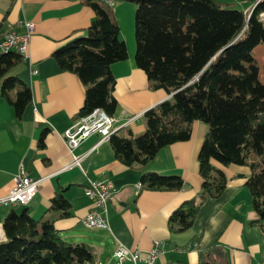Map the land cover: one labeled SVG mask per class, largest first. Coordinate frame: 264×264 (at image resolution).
<instances>
[{"label": "trees", "instance_id": "1", "mask_svg": "<svg viewBox=\"0 0 264 264\" xmlns=\"http://www.w3.org/2000/svg\"><path fill=\"white\" fill-rule=\"evenodd\" d=\"M135 4V63L153 88L171 93L143 113L144 130L107 138L117 160L142 165L157 151L191 137L192 123L207 126L197 154L200 189L197 197L182 200L169 214L167 226L179 232L192 226L201 203L218 197L227 182L229 163L246 164V186L257 221L264 218V83L258 79L253 47L264 44V0L250 13L217 0H125ZM94 12L84 35L71 37L51 52L58 66L78 76L84 100L78 115L95 107L113 115L111 64L127 58L125 42L107 0H83ZM24 57L0 51V93L20 117L31 89L18 75ZM14 90V91H13ZM44 133L39 138L43 144ZM178 174L142 172V188L179 190ZM55 217L35 218L27 208L9 209L2 220L0 264H84L94 260L92 248L65 240L55 219L71 216L61 191L50 198ZM229 264L222 246L202 251L197 264Z\"/></svg>", "mask_w": 264, "mask_h": 264}, {"label": "crops", "instance_id": "2", "mask_svg": "<svg viewBox=\"0 0 264 264\" xmlns=\"http://www.w3.org/2000/svg\"><path fill=\"white\" fill-rule=\"evenodd\" d=\"M247 12L255 0H217ZM119 35L127 47V58L111 64L113 95L117 101V123L128 115L139 116L116 132L144 130L143 113L171 93L153 88L145 72L135 63V4L110 0ZM94 17L83 0H0V40L11 29L27 33L26 21L33 22L19 78L31 89V99L20 117L0 93V196L20 168L40 178L36 194L26 204L0 205V241L5 239L2 220L11 208H27L35 218L55 217L48 210L50 198L61 191L70 203L71 216L55 219V227L67 241L88 244L94 253L84 264H197L202 251L222 246L229 264H259L264 254V218L257 221L251 194L245 182L251 170L246 164L229 163L227 182L218 197L205 199L191 227L171 232L167 226L171 211L182 201L197 197L200 189L197 154L207 126L192 123L191 137L161 147L145 164L127 166L117 160L108 139L93 133L72 150L81 155L80 165L71 164L72 155L61 134L78 116L84 100V85L78 76L62 70L51 52L73 36L84 35ZM264 19V16H261ZM36 72L33 73L32 70ZM14 91V90H13ZM44 133L43 144L39 138ZM178 174L179 190H151L140 184L142 172ZM107 179L111 194L107 202V228H88L82 217L92 202L84 193L88 180ZM163 241L152 263L118 259L114 250L121 242L140 249L141 256Z\"/></svg>", "mask_w": 264, "mask_h": 264}, {"label": "built area", "instance_id": "3", "mask_svg": "<svg viewBox=\"0 0 264 264\" xmlns=\"http://www.w3.org/2000/svg\"><path fill=\"white\" fill-rule=\"evenodd\" d=\"M110 3V0H107ZM264 16V12L260 13ZM25 25L28 32L23 34L14 29L6 32L0 40V49L21 50L25 57L29 34L33 29V22L26 21ZM36 72L35 69L32 70ZM138 114L128 115L127 121L117 123L114 115L106 113L102 108L95 107L90 112L77 116L69 127L61 134L66 146L72 155L71 164L80 165L81 155H74L72 150L77 147L83 140L93 133L100 135V139H107L110 135V127L124 125L134 120ZM40 178H33L24 172L22 168L12 177V183L7 192L0 196V205H17L26 204L36 194L40 183ZM112 184L107 179L88 180L84 186L85 195L91 200L92 205L88 212L82 217V223L88 228H107V202L111 194ZM140 189V184H136V192ZM163 241H154L153 246L146 252L144 257L141 256L140 249H130L123 243L119 242L114 250V256L118 259H129L133 262L143 259L148 263L154 262L159 255ZM259 264H264V254L261 256Z\"/></svg>", "mask_w": 264, "mask_h": 264}, {"label": "rangeland", "instance_id": "4", "mask_svg": "<svg viewBox=\"0 0 264 264\" xmlns=\"http://www.w3.org/2000/svg\"><path fill=\"white\" fill-rule=\"evenodd\" d=\"M249 10L246 13H248ZM251 53L253 59L256 61L258 65V79L260 82L264 83V44L261 42L257 43L253 47Z\"/></svg>", "mask_w": 264, "mask_h": 264}, {"label": "bare ground", "instance_id": "5", "mask_svg": "<svg viewBox=\"0 0 264 264\" xmlns=\"http://www.w3.org/2000/svg\"><path fill=\"white\" fill-rule=\"evenodd\" d=\"M259 0H255L249 10L248 13H250L252 11V9L254 8V6L256 5V3L258 2ZM0 51H16L17 53H21V50H11V49H0ZM79 116V115H78ZM121 125H116V127H110V134L113 133V132H116V130L120 127Z\"/></svg>", "mask_w": 264, "mask_h": 264}, {"label": "water", "instance_id": "6", "mask_svg": "<svg viewBox=\"0 0 264 264\" xmlns=\"http://www.w3.org/2000/svg\"><path fill=\"white\" fill-rule=\"evenodd\" d=\"M200 264H214V263H209V262H202Z\"/></svg>", "mask_w": 264, "mask_h": 264}]
</instances>
